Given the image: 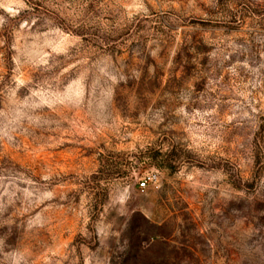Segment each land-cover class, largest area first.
Wrapping results in <instances>:
<instances>
[{
    "label": "rangeland",
    "instance_id": "374dc122",
    "mask_svg": "<svg viewBox=\"0 0 264 264\" xmlns=\"http://www.w3.org/2000/svg\"><path fill=\"white\" fill-rule=\"evenodd\" d=\"M0 264H264V0H0Z\"/></svg>",
    "mask_w": 264,
    "mask_h": 264
},
{
    "label": "built area",
    "instance_id": "2783aa9c",
    "mask_svg": "<svg viewBox=\"0 0 264 264\" xmlns=\"http://www.w3.org/2000/svg\"><path fill=\"white\" fill-rule=\"evenodd\" d=\"M145 187V183L144 182H141L140 184H139V188L140 189H143Z\"/></svg>",
    "mask_w": 264,
    "mask_h": 264
}]
</instances>
